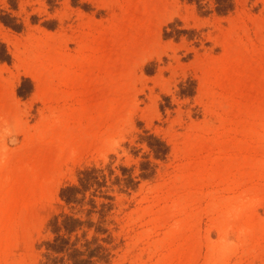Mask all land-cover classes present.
<instances>
[{
  "label": "rangeland",
  "instance_id": "374dc122",
  "mask_svg": "<svg viewBox=\"0 0 264 264\" xmlns=\"http://www.w3.org/2000/svg\"><path fill=\"white\" fill-rule=\"evenodd\" d=\"M223 2L0 0V264H264V0Z\"/></svg>",
  "mask_w": 264,
  "mask_h": 264
},
{
  "label": "trees",
  "instance_id": "16d2710c",
  "mask_svg": "<svg viewBox=\"0 0 264 264\" xmlns=\"http://www.w3.org/2000/svg\"><path fill=\"white\" fill-rule=\"evenodd\" d=\"M223 1L224 0H216V3H217L216 10L219 12H225L227 9L232 7V4H229V3L224 4ZM18 93L21 96H25L27 94V91H23L22 87H19ZM148 145L154 148L155 155H159V153H164L167 150L166 144L163 141L159 140L158 138H155V144L153 142H148ZM84 173H85V177H82L80 179L83 190H85L89 186V181L96 178V176H86L87 171H85ZM80 190H81L80 188L74 185L67 186L62 189L61 197L66 199L67 201L74 200L76 199V193L79 192ZM70 221H72L74 225L72 226L69 225L68 222ZM80 223L81 222L79 219L67 217L65 220H63V227L66 230L71 231L76 225H79ZM51 247L53 249H56V245L55 246L52 245ZM88 255L92 256L93 254L92 252H89ZM72 264H93V262H91V260L88 258H74Z\"/></svg>",
  "mask_w": 264,
  "mask_h": 264
},
{
  "label": "bare ground",
  "instance_id": "6f19581e",
  "mask_svg": "<svg viewBox=\"0 0 264 264\" xmlns=\"http://www.w3.org/2000/svg\"><path fill=\"white\" fill-rule=\"evenodd\" d=\"M239 58H243V56H240L239 55ZM42 69L41 68H36L34 71L35 72H40ZM60 126L59 123H55V130H58V127ZM87 131V130H86ZM85 131V132H86ZM91 132V131H90ZM93 135V134H92ZM87 136V137H86ZM79 139H83L82 143H81V146H84L86 147L87 146V143L90 142V141H93V137L90 136V135H87L86 134H83L81 136V138ZM252 148V147H251ZM171 208L173 207H177L179 209V212L181 211L183 214L184 212L187 211V206L185 205H182V202L180 201V198H177L176 200H174L172 202V204L170 205ZM171 209H167V211L169 212ZM188 227H192V224L190 223V219L188 218H182L181 220L179 219V221H177L172 227H171V231L169 233V238H180L184 235L183 231L188 228Z\"/></svg>",
  "mask_w": 264,
  "mask_h": 264
}]
</instances>
